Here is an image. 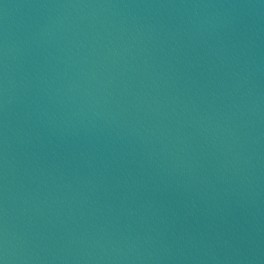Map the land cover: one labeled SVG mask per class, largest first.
Here are the masks:
<instances>
[{"label":"water","instance_id":"95a60500","mask_svg":"<svg viewBox=\"0 0 264 264\" xmlns=\"http://www.w3.org/2000/svg\"><path fill=\"white\" fill-rule=\"evenodd\" d=\"M0 264H264V0H0Z\"/></svg>","mask_w":264,"mask_h":264}]
</instances>
